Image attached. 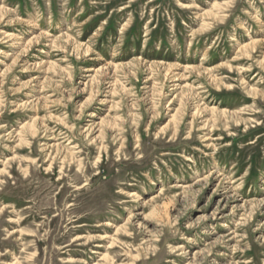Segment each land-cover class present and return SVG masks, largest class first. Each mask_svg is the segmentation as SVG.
<instances>
[{"label":"rangeland","instance_id":"rangeland-1","mask_svg":"<svg viewBox=\"0 0 264 264\" xmlns=\"http://www.w3.org/2000/svg\"><path fill=\"white\" fill-rule=\"evenodd\" d=\"M0 264H264V0H0Z\"/></svg>","mask_w":264,"mask_h":264}]
</instances>
